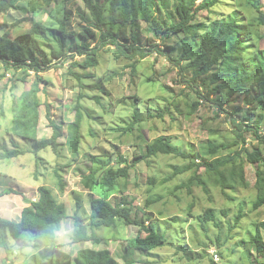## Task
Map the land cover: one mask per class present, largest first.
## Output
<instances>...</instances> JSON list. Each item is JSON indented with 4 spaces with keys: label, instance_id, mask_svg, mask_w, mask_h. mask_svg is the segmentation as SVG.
Listing matches in <instances>:
<instances>
[{
    "label": "rangeland",
    "instance_id": "obj_1",
    "mask_svg": "<svg viewBox=\"0 0 264 264\" xmlns=\"http://www.w3.org/2000/svg\"><path fill=\"white\" fill-rule=\"evenodd\" d=\"M203 1L198 0L197 4ZM37 2L43 7L35 18L49 28L46 38L35 37L42 50L49 52L50 46H56V33L65 18L69 33L77 35L80 29L90 26L95 30L96 37L87 41L91 46L101 42V32L94 28V19L86 15L84 0H51L47 4L43 0H22L16 8L0 15V34L8 31L14 38L28 32L33 16L31 9L37 6ZM166 6L167 9L160 7L162 21L175 20V16L172 19L166 14V10L174 14L173 0H168ZM235 7L240 17L255 23L249 53L255 46L264 48V36H260L264 27L260 29L258 23L259 12H264V0H221L210 10L202 8L198 11L189 30L171 35L166 42L161 41L150 25L140 22L136 30L137 44L147 51L151 50L145 58L138 55L135 59H129L118 55L115 45L109 43L98 50L99 64L96 68L70 67V58L64 66L46 69L41 75L32 70L26 71L28 75L24 80L23 68L6 69L0 66V106L4 110L0 114V154L14 148H30V141L21 139L11 130L13 101L34 88L35 82L40 84L39 95L43 102L38 130L40 138L50 137L53 133L45 104L50 105L51 119L58 124L64 122L62 125L65 129L74 119V105L83 88L71 70L85 76L84 81L89 87H85L84 92L98 95V99L85 97L82 100L84 139L78 161L72 159L66 146L67 136L59 139L62 144L59 153L47 147L37 154L27 152L15 157H0L2 214L10 220H19L22 209L38 198V187L47 184L64 200L70 214L77 208L83 216H88L91 197L94 194L108 197L109 194L100 186L88 188L83 177L101 163L117 165L122 156L127 159L122 166L129 165L130 171L128 177L119 180L117 192L125 190L124 194L133 198V216L137 210L140 221L145 225L150 222L155 224L157 231L167 237L166 244L149 257L155 260L153 264H264V255H260L249 241L258 226L264 236V227L260 225L264 222V206L258 209L253 207L258 196L256 170H264L263 165L246 160L245 183L241 181L240 184L237 178L234 187L223 190L221 185L208 178L203 167L196 171L192 159L159 153L134 163L135 156L146 152V138L153 140L160 135H169L182 150H193L201 155L203 150H207L208 141L222 143L236 138L227 121L228 112L234 114L237 122L243 121L251 93H238L234 101L224 106L225 112L203 100L191 86V82H195L202 94H206L205 86L211 81L212 74L197 79L193 78V69H184L180 74L181 66L185 67L191 61L184 58H192L199 51L201 36L209 30L211 19L220 13L228 16ZM154 10L150 4L148 11L151 17L155 15ZM119 39L127 45L133 41L129 23L123 28ZM81 42L78 37L75 41L73 37L68 40L69 45ZM184 44L190 47L185 55ZM69 45L68 51H72L74 47ZM168 46L173 48L170 50ZM166 52H170L176 61H171ZM81 57L76 55L73 60ZM38 76H42L43 80ZM205 77L208 82L203 80ZM211 99L218 102L220 94L211 95ZM197 101L199 104L193 111ZM260 112L259 108L254 109L253 117L248 118L250 124L255 123L256 115ZM136 118L133 131L124 133L119 130ZM260 125L264 132V122ZM246 137L245 146H249V149L261 145L253 134L247 133ZM241 146L240 142L239 148ZM236 151L231 148L223 151L222 155ZM195 159L199 162L201 157ZM55 169L62 174L64 192L60 191ZM205 182L207 190L204 188ZM149 200L152 203L148 204ZM207 208L213 210L214 221L205 220ZM238 215L241 216L239 221L236 220ZM61 227L57 232L58 252L51 247L38 248L29 231L16 233L8 227L6 245L9 252L0 247V264H73L80 248L107 249L119 264H129L122 258L125 243L140 230L139 225H126L121 220L116 227L95 229L101 238L98 244L91 240L72 244L73 219L63 220Z\"/></svg>",
    "mask_w": 264,
    "mask_h": 264
},
{
    "label": "trees",
    "instance_id": "obj_2",
    "mask_svg": "<svg viewBox=\"0 0 264 264\" xmlns=\"http://www.w3.org/2000/svg\"><path fill=\"white\" fill-rule=\"evenodd\" d=\"M22 0H0V15L8 13L11 9L17 7V4ZM45 4L51 0H43ZM168 0H84V8L86 15L91 16L95 21L94 28L101 32L100 39L94 46H91L87 40L95 39L96 32L90 26L79 30L77 35L71 34L67 30L66 18L60 22L56 33V46H50L49 52L42 50L43 48L36 42L35 37L42 36L46 38L48 26L36 20L35 16L42 5L37 2V6L31 9V25L26 33H20L16 37H11L8 31L0 34V66L6 69L23 68L25 80L28 75L26 71H35L38 75L46 69H52L59 66H64L69 59L70 67H80L82 69L96 68L99 64L97 53L100 48L107 46L109 43L115 45L118 55H123L129 59H135L138 55L141 58L148 56V51L141 48L138 42L136 30L140 22L150 25L154 32L160 37L161 41L166 42V39L173 34L187 31L190 29L198 11L202 8L210 10L221 0H205L197 4L198 0H173V12L166 10L169 18H174L172 21H162L160 7H166ZM152 4L155 8V15L150 16L148 7ZM233 5V4H232ZM107 13V17H106ZM238 10L233 8L226 16L220 13L218 17L211 19L210 28L201 36V44L197 54L192 57L184 58L189 63L181 66L180 74L184 69H193V78L204 77V75L212 74L210 82L205 77L203 80L208 82L206 94H202L199 86L195 82H191V86L195 93L203 98V100L217 105L222 111H225L224 106L231 103L238 96V93L248 91L251 93L248 112L244 120L237 122L234 114L228 112L227 121L232 126V132L236 138L230 142H214L208 141L207 150L194 153L191 150L186 152L179 148L169 135H160L153 140L146 138V152L135 156L134 163L142 158L157 156L159 153L174 154L185 159H192L196 166V171L203 167L211 181H215L222 186L223 190L234 187L237 178L243 184L245 183V161L257 163L264 166V132L261 131V123L264 122V48L255 46L254 50L249 53V47L253 39L252 21H246L239 16ZM131 25V37L133 41L127 45L123 44L119 39L120 33L127 24ZM259 27H264V12L258 14ZM261 31V30H260ZM53 34V33H52ZM54 35V34H53ZM260 36H264V30L260 32ZM70 37L75 41L76 37L82 42L80 44H68ZM110 41V42H108ZM108 42V43H107ZM69 47H74L72 51H68ZM162 51V49L158 48ZM171 50L173 47L168 46ZM184 54L190 49L187 44H184ZM171 61H176L170 52H166ZM76 55H81L79 60H73ZM180 65L179 60H177ZM134 66V65H133ZM71 73L78 80L79 85L83 88V92L79 93L74 105V119L68 123L67 128L62 124H58L51 119V108L49 104H45L47 116L50 119V124L53 133L50 137L40 138L38 135L39 125L41 121V107L43 102L40 98V84L35 82V87L31 90L22 93L15 97L13 101V118L12 132L23 140L30 141V148H14L10 151L0 154V157H12L27 152L39 151L51 147L54 152L59 153V146L62 144L59 139L67 136L66 146L70 151L72 159L76 162L82 155V134L83 126V105L82 100L85 97L90 99H98V95L84 92L85 87H89L85 83V76L79 71L71 70ZM43 80L42 76H38ZM101 87V84H99ZM220 94V99L215 102L211 99V95ZM86 95V96H85ZM202 101V100H201ZM99 102V101H98ZM199 102L193 106L195 109ZM0 114H3V106H0ZM259 108L260 113H257L255 123L250 124L248 118L253 117L254 109ZM136 120L121 127L119 130L128 133L134 130ZM253 134V138L259 140L261 145L254 146L249 149L247 145L246 134ZM240 142L242 146L239 148ZM236 149L234 154H223L222 152L228 149ZM201 157L197 162L195 158ZM117 165H110V162L101 163L100 166L91 169L85 176L84 184L92 189L100 186L108 192L106 195L94 194L90 199L89 215L83 216L75 209L73 214H70L64 205V200L60 198L57 191L49 185H41L38 187L39 196L36 200L30 202V205L25 206L21 212V218L18 222L10 221L4 218L0 209V247L9 249L6 245L8 227L16 233L29 231L33 234V243L40 249L46 247L54 248L58 252L59 242L57 241V232L61 229L63 220L72 218L74 223V233L71 243H78L85 240H91L92 243L98 244L101 238L96 234V228L116 227L119 221L124 220L126 225L135 223L140 226L139 233L134 237L126 240L125 252L122 258L129 264L144 263L153 264L155 260L149 258L153 251L163 247L167 242V237L164 233L157 231L155 224L149 223L145 225L137 217V210L134 213L133 198H128L124 193L117 192L119 180L126 178L129 175V165L122 164L127 161L125 157L118 160ZM70 165V164H69ZM55 174L58 178V185L61 192H64V182L62 174L55 169ZM198 176V175H197ZM195 176V177H197ZM258 196L253 204L255 209L264 206V170H256ZM199 178V176L197 177ZM206 182L204 188L207 190ZM152 203L151 200L148 204ZM205 220H215V215L211 208H207L204 214ZM238 215L236 220H240ZM217 225L218 223L215 222ZM205 227V224H203ZM264 227V222L260 224ZM258 226V225H257ZM249 241L257 249L260 255H264V236L260 226L255 230ZM52 250V249H51ZM10 258V256H7ZM9 258H7L9 260ZM73 264H119V262L111 256V252L107 249L96 250L94 248H80L77 250Z\"/></svg>",
    "mask_w": 264,
    "mask_h": 264
},
{
    "label": "crops",
    "instance_id": "obj_3",
    "mask_svg": "<svg viewBox=\"0 0 264 264\" xmlns=\"http://www.w3.org/2000/svg\"><path fill=\"white\" fill-rule=\"evenodd\" d=\"M17 183H20L19 181H17ZM21 185H22V183H20ZM4 188V187H3ZM1 209V208H0ZM1 213H2V210H1ZM9 215H13L12 213H10ZM2 216L4 217V218H6V216H4L3 214H2ZM20 218H21V215H20ZM8 219V218H7ZM8 220H10V219H8ZM20 220V219H19ZM19 220H10V221H14V222H18ZM62 226V225H61ZM62 228V227H61Z\"/></svg>",
    "mask_w": 264,
    "mask_h": 264
},
{
    "label": "built area",
    "instance_id": "obj_4",
    "mask_svg": "<svg viewBox=\"0 0 264 264\" xmlns=\"http://www.w3.org/2000/svg\"><path fill=\"white\" fill-rule=\"evenodd\" d=\"M216 257H218V255L216 254Z\"/></svg>",
    "mask_w": 264,
    "mask_h": 264
}]
</instances>
